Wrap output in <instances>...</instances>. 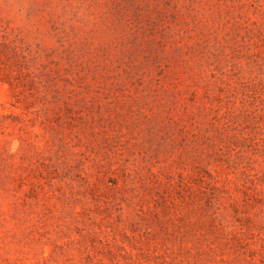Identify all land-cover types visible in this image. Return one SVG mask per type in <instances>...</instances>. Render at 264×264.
<instances>
[{"label":"rangeland","instance_id":"rangeland-1","mask_svg":"<svg viewBox=\"0 0 264 264\" xmlns=\"http://www.w3.org/2000/svg\"><path fill=\"white\" fill-rule=\"evenodd\" d=\"M0 264H264V0H0Z\"/></svg>","mask_w":264,"mask_h":264}]
</instances>
